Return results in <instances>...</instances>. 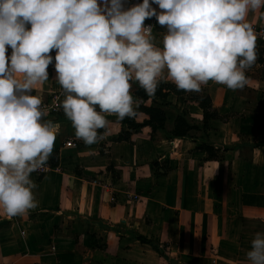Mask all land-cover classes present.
<instances>
[{"label":"clouds","instance_id":"1","mask_svg":"<svg viewBox=\"0 0 264 264\" xmlns=\"http://www.w3.org/2000/svg\"><path fill=\"white\" fill-rule=\"evenodd\" d=\"M124 5L0 0V217H24L38 205L31 174L47 167L58 129L44 119L47 109L33 93L49 80L53 60L63 96L59 108L86 145L105 138L106 115L135 118L133 83L150 97L161 82L185 92H199L210 81L231 90L246 86L245 70L257 60L247 17L264 0ZM152 17L166 27L162 46L154 43L153 26L144 23ZM245 261L264 264V231L254 234Z\"/></svg>","mask_w":264,"mask_h":264},{"label":"crops","instance_id":"2","mask_svg":"<svg viewBox=\"0 0 264 264\" xmlns=\"http://www.w3.org/2000/svg\"><path fill=\"white\" fill-rule=\"evenodd\" d=\"M140 2L142 0H125L124 6L127 8ZM262 12L264 7L249 13L247 22L255 27L264 26ZM149 22H153L154 43L162 46L166 27L157 29L155 17L144 21L145 24ZM53 64L48 67L49 80L39 85L33 93L44 102L52 95H60V99H63L62 89L55 81ZM245 71L247 84L243 89L231 90L211 81L201 86V94L209 97L218 115L207 120L205 129L214 148L221 140L213 139L211 134L224 136L220 126L225 130L228 125H240L243 119L251 122L248 115L264 104L262 67L253 64ZM134 89L133 83L131 92L134 100L146 107L154 105L151 98L141 101L134 94ZM154 101L166 103L164 107H171L177 113L183 111L195 122L202 123L203 111L199 102L191 99L187 92L181 95L170 93L166 98H155ZM56 115L58 119L52 121L58 132L47 161L49 169L39 176L31 174L36 185L33 192L38 201L37 207L29 210L24 217H0V264H91V256L112 248L114 239L152 246L128 235L119 236L112 228L120 226L122 231H133L135 235L149 238L153 226L149 211L155 202V190L161 184L166 191L172 190L177 194L181 191L191 180L194 167L180 151L192 145L204 157L207 153L200 143L188 138H166L163 131L152 130L148 125L133 130L115 115H106L110 123L105 138L86 145L75 138L71 122L63 111ZM148 119L146 113L137 111L134 121L141 123ZM166 127L165 124V130ZM67 141L73 142L74 146L66 145ZM167 144L177 148L174 149L175 166L161 173L163 157L169 156L164 151ZM215 149V157L223 154ZM233 149L232 146L223 145L224 153ZM210 162L209 158L203 159L204 165L197 166L200 177ZM164 166H168L167 161ZM171 180H174L172 185ZM98 238L103 243L96 241ZM100 244L104 245L99 247ZM239 248L232 246V251ZM157 254L168 263L174 259L167 260L166 255ZM175 260L178 264V260Z\"/></svg>","mask_w":264,"mask_h":264},{"label":"rangeland","instance_id":"3","mask_svg":"<svg viewBox=\"0 0 264 264\" xmlns=\"http://www.w3.org/2000/svg\"><path fill=\"white\" fill-rule=\"evenodd\" d=\"M155 25L157 29L165 27L157 22ZM255 44L257 60L254 64L260 65L264 73V44L257 38ZM201 92H187V95L195 97ZM158 109L165 115L163 124L169 133L185 131L193 137L200 135L198 129L188 127L201 124L185 116V112L177 113L164 106ZM248 116L251 122L243 119L240 125H228L225 130L220 126L224 136L211 134L213 139L220 138L215 148L223 154L209 159L211 162L201 177L197 166L204 165L202 161L208 157L206 154L203 157L196 151L198 148L191 145L180 151L194 167L191 180L178 194L166 191L161 184L155 190V202L149 211L153 226L147 239L167 256V260L177 259L178 264H246L245 253L250 249L254 234L264 231V104ZM57 117L54 114L53 119ZM223 145L234 149L224 153ZM174 149L177 148L165 146L164 151L169 156L163 157L161 173L175 166ZM166 161L168 166L165 167ZM173 182L171 180L170 185ZM133 198L139 199L138 196ZM96 241L103 243L101 238ZM101 245L104 244L98 246ZM232 246L240 248L233 252ZM91 264L169 263L158 256L154 246L114 239L112 248L91 256Z\"/></svg>","mask_w":264,"mask_h":264},{"label":"trees","instance_id":"4","mask_svg":"<svg viewBox=\"0 0 264 264\" xmlns=\"http://www.w3.org/2000/svg\"><path fill=\"white\" fill-rule=\"evenodd\" d=\"M50 54L54 56L55 53L53 50H51ZM134 85H135L134 94L141 101H145L148 98H151L154 105L151 107H146L142 103L139 104V108L137 111H142V112L146 113L149 117L148 120H144L141 123H137L134 121V119H130L128 117H125L124 120H122V122L124 124H127V126L133 130L148 125L152 128V130L159 129V130L163 131L165 133L166 138H188V139L197 140L200 143V145L203 147V150L207 153V157L209 159L214 158L216 156L217 150L214 148L213 143L209 140V138L205 132V129L207 128V120L209 118H216L218 116L217 112L213 109L211 100L209 99L208 96L200 94V95H197L195 97H190L191 99L199 102V106L203 111V118H202V123L200 126L190 125L188 128L198 129V131H200V135L198 137H193V136H190L187 133H185V131L184 132H178L177 131V133L171 134V133H169V131L165 130L164 124H163V122L165 120V115L163 114V112L160 109H158V106H167V104L166 103H158V102L154 101V99L155 98H160V99L166 98L168 96V94H170V93L181 95V94H186V92L184 90H178L175 87V85L172 83L161 82L156 89L155 95L150 97L136 83H134ZM185 116H186V113H185ZM112 230H113V232L117 233L119 236L128 235V236L136 238L141 243H146V244H150V245L154 246V248H156L157 252H159L160 255L164 257V254L162 253V251L158 247H156V245H154L152 243V241H150L149 239H147L143 236H140V235H135V233H133V231H129V230L122 231L120 226L113 227Z\"/></svg>","mask_w":264,"mask_h":264},{"label":"built area","instance_id":"5","mask_svg":"<svg viewBox=\"0 0 264 264\" xmlns=\"http://www.w3.org/2000/svg\"><path fill=\"white\" fill-rule=\"evenodd\" d=\"M147 24H151L153 26V22H149ZM252 27H253L256 38L261 43L264 44V26H258V27L252 26ZM60 100H61L60 95H52L47 102L41 101L42 102L41 107L47 109V115L44 117V119L54 120L53 119L54 114H57L56 112L60 110L59 108ZM65 144L68 146H74V143L71 141H67ZM48 169H49V166L47 165V167L43 171H38V172H33V173L39 176L47 172Z\"/></svg>","mask_w":264,"mask_h":264},{"label":"water","instance_id":"6","mask_svg":"<svg viewBox=\"0 0 264 264\" xmlns=\"http://www.w3.org/2000/svg\"><path fill=\"white\" fill-rule=\"evenodd\" d=\"M169 263H170V264H176L177 261H176L175 259H171Z\"/></svg>","mask_w":264,"mask_h":264}]
</instances>
